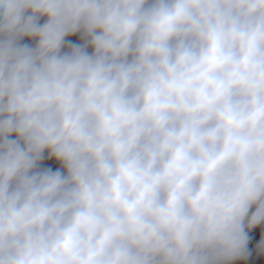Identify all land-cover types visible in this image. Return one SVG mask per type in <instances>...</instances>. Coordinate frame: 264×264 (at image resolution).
Here are the masks:
<instances>
[{
  "label": "clouds",
  "instance_id": "9594fccd",
  "mask_svg": "<svg viewBox=\"0 0 264 264\" xmlns=\"http://www.w3.org/2000/svg\"><path fill=\"white\" fill-rule=\"evenodd\" d=\"M258 226L264 0H0V264H233Z\"/></svg>",
  "mask_w": 264,
  "mask_h": 264
}]
</instances>
